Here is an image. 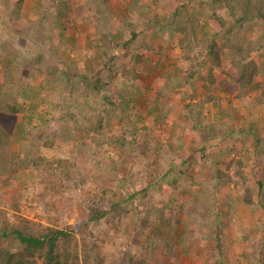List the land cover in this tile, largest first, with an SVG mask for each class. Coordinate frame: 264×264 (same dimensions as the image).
Listing matches in <instances>:
<instances>
[{"label": "rangeland", "instance_id": "1", "mask_svg": "<svg viewBox=\"0 0 264 264\" xmlns=\"http://www.w3.org/2000/svg\"><path fill=\"white\" fill-rule=\"evenodd\" d=\"M33 1L17 12L0 0L8 228L68 233L57 255L70 264H264V19L232 35L245 38L240 61L224 46L236 27L228 9L216 8L219 21L196 0ZM90 78L105 85L98 97L86 95ZM105 95L117 107L87 112L85 100ZM59 159L61 173L42 174ZM97 205L107 215L87 225ZM46 249L0 239L15 263L43 264Z\"/></svg>", "mask_w": 264, "mask_h": 264}, {"label": "trees", "instance_id": "2", "mask_svg": "<svg viewBox=\"0 0 264 264\" xmlns=\"http://www.w3.org/2000/svg\"><path fill=\"white\" fill-rule=\"evenodd\" d=\"M14 1V7L16 8L17 12L21 11V9L23 8L22 5L23 3H25V0H13ZM174 1L176 4L180 3V0H171ZM189 1V0H188ZM192 1V0H191ZM201 7L202 6H206V11L211 12L209 13L210 16L213 18H217V20H222L223 17L220 15L221 12H219L220 14H218L216 12V8H222L226 9L225 11L230 10L228 13L230 15H232L233 17H235L236 19V27L234 29V31L232 32V34L229 35V40L230 43L228 42L227 44L224 43L225 47H229L230 49H233V51H236L237 53L241 54L240 55V61H244L245 59H247V56L249 55L247 47H245L243 45V40L241 36L240 37H233L232 35L236 32L239 35V32L243 31V27L246 24V22H252V21H256L259 19H264V10H263V6H264V1L263 0H256V1H251V0H196ZM183 6V5H182ZM181 5H178L174 8L173 13L179 14V11L182 9ZM209 16V15H207ZM141 17V16H138ZM8 23V21L4 20L1 22V24H6ZM239 26V29H238ZM18 32V31H17ZM16 32V33H17ZM18 35V34H17ZM16 37H14V40ZM17 42V41H16ZM19 42V41H18ZM17 42V44H18ZM179 44L182 45V42L179 41ZM25 46H29V45H25ZM31 48V47H29ZM250 60V59H249ZM216 61V62H215ZM220 59L214 58V61L210 64L209 66V72L212 73V66L215 64H219ZM205 62H202L201 65H204ZM251 64V62L247 61L243 64L244 68L246 69L249 65ZM259 72V71H258ZM210 73V74H211ZM256 72H248L247 74H243L240 78V80L242 81H249L252 80V77L254 78V76H256L255 74ZM68 75H65V77ZM69 77V76H68ZM88 78V77H87ZM235 81V80H234ZM88 85H89V90L88 93L86 94L89 98H91L93 95L98 97V94L101 93V91L104 89L105 85H102L100 83L99 79H91L90 81H87ZM229 82V81H228ZM236 84H238L235 81ZM227 84V83H226ZM87 85V88H88ZM109 86V84H106V87ZM244 90V89H243ZM104 98H106V100L109 102H107L106 100H85L84 104L89 105L87 112L90 111L91 108H94V106H96L97 101L98 103H100L103 107L102 109H104V104H111L114 107H117L116 103L113 102L112 100H109L107 95L104 96ZM53 104L57 105L59 102V100H51ZM58 102V103H57ZM5 110H8L11 116H14L15 114H17L19 112V109L13 105V106H9L6 107ZM85 111V110H84ZM26 122V121H25ZM19 127V124H17L14 128V130H12V133H7L8 136L10 137H14L13 135H15V145L17 144V139H16V134H18L19 129H17ZM101 127L98 126V133ZM200 137V136H199ZM200 142H204V139L202 138V136L200 137ZM203 148V147H202ZM175 153H173V158H175L174 156ZM59 162H54L52 165H50V167L46 170L42 171L43 175H47V173H51L52 175L56 176L57 173H61L62 170H64L63 168V163L64 161L62 160H58ZM41 165V164H38ZM170 170H172V167L170 168ZM51 176V175H50ZM168 176V173L163 175L162 178H165ZM240 177V175H239ZM111 194V193H110ZM102 200L105 199V197H101ZM201 207H202V214L203 213H209L211 206H208V201L209 198L208 197H202L201 198ZM3 213V212H2ZM205 213V214H206ZM107 215V212L105 210H103L99 205L95 206L93 210H91L89 212V215L87 217L86 220V224L90 225V224H95L97 221L103 220ZM1 230H0V239H4V240H19L20 243L26 245L27 247H29V249L31 250H38L41 251V249L45 248L47 246L46 249V261L43 262V264H70V262L65 261L62 262L61 258L58 257V249H57V244L60 241V238L63 236H68L69 234L62 231V230H55V231H51L48 234H43V235H25L23 232H21L20 230L16 229V228H8L9 226V217L7 216L6 213L1 214ZM17 260V262L15 263L14 260V254L12 252H3L2 250H0V264H27L26 261L21 260V258H15ZM67 259V258H66ZM90 258L85 257L84 258V263L85 264H98L96 261L94 263L93 260H90ZM30 263V262H29Z\"/></svg>", "mask_w": 264, "mask_h": 264}, {"label": "crops", "instance_id": "3", "mask_svg": "<svg viewBox=\"0 0 264 264\" xmlns=\"http://www.w3.org/2000/svg\"><path fill=\"white\" fill-rule=\"evenodd\" d=\"M5 1V0H4ZM51 0H46V1H44V2H42V1H40V0H38V3H40L39 5H35L34 3H35V1H33V4H32V6H33V10H35V9H39V7H44L47 3H49ZM27 2V0H25V3ZM36 3H37V1H36ZM59 4H61V2L60 3H58L57 5H59ZM27 6H29V5H27ZM31 10H32V7H31ZM37 11V10H36Z\"/></svg>", "mask_w": 264, "mask_h": 264}]
</instances>
